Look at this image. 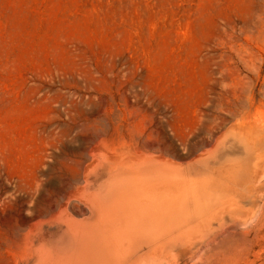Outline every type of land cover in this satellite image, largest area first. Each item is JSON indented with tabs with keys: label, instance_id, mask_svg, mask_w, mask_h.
<instances>
[{
	"label": "rangeland",
	"instance_id": "obj_1",
	"mask_svg": "<svg viewBox=\"0 0 264 264\" xmlns=\"http://www.w3.org/2000/svg\"><path fill=\"white\" fill-rule=\"evenodd\" d=\"M126 122L149 131L151 168L86 177L72 216L101 232L82 230L85 260L116 208L130 227L129 186L150 169L169 188L161 229L133 227L100 264H264V0H0V264L20 232L72 248L49 199Z\"/></svg>",
	"mask_w": 264,
	"mask_h": 264
},
{
	"label": "bare ground",
	"instance_id": "obj_2",
	"mask_svg": "<svg viewBox=\"0 0 264 264\" xmlns=\"http://www.w3.org/2000/svg\"><path fill=\"white\" fill-rule=\"evenodd\" d=\"M108 127H110L109 123L107 129H109ZM111 127L117 129L116 133L121 138L120 147L108 146L104 140H99L96 145L84 152L83 158L73 159L69 166V175H63L65 181L63 189L57 191V195L49 199L48 205L46 202L48 206L47 220L62 226L61 232H76L70 235L72 239L69 241L72 248L68 252L57 253L52 249L43 248L39 232H20L21 235L14 241L15 249L10 252L9 262L5 264H17L19 261H27L28 259L33 261V264H100L102 259L98 253L100 247L109 244L112 252L121 257L124 253L125 244L129 240V232H133V227L137 231L141 229L145 232H157L156 227L161 229L160 223L156 225L155 220L157 219L159 222V217L161 218L167 211L169 188L164 182V172L159 176V171L155 173L157 174L155 177H152L149 174V169L143 177H138L135 180L139 184L135 183L129 186L128 193L133 201V209L130 215L132 219L129 221L131 225H128L130 227L121 226L119 221L121 219L120 208H116L110 217L112 226L109 232H113L112 236L108 241H103L99 236L90 234L85 243V248L88 247V251H92L91 258H88L87 261L84 258V245L81 242L82 230L85 228L81 226V220H76L72 216V212L81 213L76 201L82 194L79 189L87 184L86 177L102 165H108L115 172H119L122 168H126L128 171L151 168L150 161L153 156L154 143L150 139L149 131L142 130V139L139 142V135L135 133V130L140 128L139 124L134 122L115 123L111 124ZM105 134L112 135L109 131ZM158 156L160 159L164 158L163 153L158 152ZM258 171H256L255 176L258 173L257 177H260L262 174L260 175ZM141 220L144 221L143 226L140 224ZM85 231L101 232L91 226L89 229L87 227ZM162 252L160 247H156L153 251L158 256ZM6 253L7 249H0V262L1 259H5ZM149 263L150 260L145 259L140 262V264Z\"/></svg>",
	"mask_w": 264,
	"mask_h": 264
}]
</instances>
